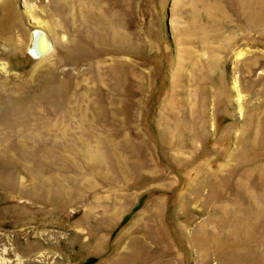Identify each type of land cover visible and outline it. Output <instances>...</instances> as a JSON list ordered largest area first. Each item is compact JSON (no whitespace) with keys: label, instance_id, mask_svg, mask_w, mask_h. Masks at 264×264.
Returning <instances> with one entry per match:
<instances>
[{"label":"rangeland","instance_id":"1","mask_svg":"<svg viewBox=\"0 0 264 264\" xmlns=\"http://www.w3.org/2000/svg\"><path fill=\"white\" fill-rule=\"evenodd\" d=\"M0 264H264V0H0Z\"/></svg>","mask_w":264,"mask_h":264},{"label":"bare ground","instance_id":"2","mask_svg":"<svg viewBox=\"0 0 264 264\" xmlns=\"http://www.w3.org/2000/svg\"><path fill=\"white\" fill-rule=\"evenodd\" d=\"M36 38V40H35V48L37 49V50H39V51H45V49L47 48V41H46V39H44V36H43V34H41L40 32L35 36ZM50 43V42H49ZM52 46V44L50 43L48 46ZM44 47V48H43ZM35 49V50H36ZM37 50L36 51H34L35 53V55L36 56H39L38 54H36V52H37ZM44 53H46V51L44 52Z\"/></svg>","mask_w":264,"mask_h":264},{"label":"water","instance_id":"3","mask_svg":"<svg viewBox=\"0 0 264 264\" xmlns=\"http://www.w3.org/2000/svg\"><path fill=\"white\" fill-rule=\"evenodd\" d=\"M44 36V35H43ZM44 39H46V37L44 36ZM46 41H47V39H46ZM48 42V41H47ZM48 45H49V43H47ZM47 45V48L45 49V51H47L48 50V48L50 47V46H48ZM44 48V47H43ZM45 51H39V50H37V54H43Z\"/></svg>","mask_w":264,"mask_h":264}]
</instances>
